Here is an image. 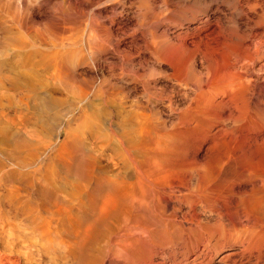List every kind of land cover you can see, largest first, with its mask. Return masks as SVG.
<instances>
[{"label": "rangeland", "instance_id": "1", "mask_svg": "<svg viewBox=\"0 0 264 264\" xmlns=\"http://www.w3.org/2000/svg\"><path fill=\"white\" fill-rule=\"evenodd\" d=\"M135 1L136 0H0V81L2 82H0V117L3 115L0 118V173L2 174V176L0 175V215L5 212L3 214L4 216L6 215L5 218H11L7 219L9 228L12 223L13 226L11 225L10 229L19 237L20 241L23 242L22 246H24L26 243L29 244L30 241L31 245H25L28 247L25 249V251L27 250L26 252L29 253V251L32 250V255L30 254L31 258H29V264H179L181 261L182 263H185L186 259L187 261H191L195 257V255H197L198 250L200 249V244H195V240H197V237L200 234L204 236L207 235L205 237H209V243L211 242L215 245L218 244V246L214 247L217 252V257L212 264H219L218 261L220 259V256L223 257L225 254L227 255L228 253H230V251H233V248H236L235 239L237 238L238 232L237 228L231 225L230 220L236 217L241 212L239 203L242 199H247V201L249 199L250 201H252L253 198L251 197L256 191H258L259 193L262 192V194L264 193V189L261 191L262 187L264 188V183H260L262 176V178L264 179V123L261 122H264V106L259 105L254 107L249 103V107L248 103L246 104L244 101H242V104L240 101L239 103L236 102L235 104H233V106L235 107H233L232 104L231 106L230 104L229 106L227 104H224L223 108L222 106L220 108L214 107L213 110L211 109L206 112L209 115H207L208 119L206 121L208 122V125H210L211 123V128L208 129L209 126L206 127L207 132L206 128H204L206 125H204L203 128H201L202 126H200L199 129H195L193 131H190L188 129V132L185 127V129L183 128L182 115L183 113H186L185 111L187 110L188 106L192 103L193 98L195 99L196 97L195 83L197 79L195 76H197V74L194 75L195 78H192L193 75L190 76L191 78L189 76L188 78L184 77V79H181L182 82L181 80L178 83L170 82L168 79H166V77L168 73L171 74V71L168 72L164 71L163 69L156 68L145 51H143V53L142 50L141 52H135L134 50L126 49L128 43L127 45H122L119 48V52L113 51L111 43L113 41V38L115 39L116 36L113 30L107 31L108 27L110 26V19L115 17L121 10H123L124 13L122 17H127L131 21L129 30L124 35V37L126 36L125 41L129 40V35H135L137 43L140 45V47H144L145 42L149 40L150 35L152 34L156 36V34H159L158 32L164 29L163 27L166 25L165 23H169L170 27H172L171 29L178 27L179 29L185 31L187 27L191 29L193 27L200 26L201 21L205 19L207 15H211L213 16V18H218L220 20L221 26L226 28L223 31L221 37H216V35L212 34L214 27H212L208 31H203L201 29V32H198L199 34L195 33L193 35L194 37L189 36L187 39L183 38L182 40L176 38V36L174 37V35H169L170 38L173 37V43L178 44L177 46L175 44V46L178 47L177 53L175 52L177 48L174 46V54L178 59H184H179L181 61L180 63L183 64V62L187 63V61H196L195 63L196 65H198V69H200V65L204 67V65L211 66V63L213 65H215L214 63L216 62V64H219L218 60H220L222 57L220 55L223 54L222 46L224 52L226 53V59L228 53L229 55L230 53L231 55L233 53L234 56L236 53L235 57H237V54L242 50L241 48L245 47V45L248 47H252L255 40L254 38H252V33L253 35L264 34V24L261 23V25L257 23L255 24L256 26H252L253 24H251L250 26L245 27L244 22L241 21L243 20V17L241 20L239 19V22L236 25L234 24V20L232 21V19H234V13L236 12L235 8L237 6H244V0H137V3ZM141 4L146 5V7L151 11L150 14H156L157 16L153 14V17L156 18H153L151 20V15L149 14V17L147 16L145 20H142L143 23L142 21L136 19L137 15L139 14L138 7ZM118 6H120L122 9ZM262 6V10L264 11V4ZM223 14L225 15L223 16ZM230 14H232L233 16ZM225 17L226 19L230 20H225ZM157 19H159L158 22L160 23H156ZM184 20L186 22L183 23L182 21ZM143 24H145V26ZM157 26H159L160 30H158ZM227 31H229V34L227 33ZM235 33H237V35ZM224 34L225 36H223ZM244 34L247 35V38ZM222 36L225 37L226 41L223 40V42H220L222 41ZM237 36H239V38L243 36L244 40L245 38L246 40L244 41L242 40L243 38H241V42L239 43V45H237V42L239 41ZM203 37L204 40H202ZM228 37H231L232 39ZM228 39H231L234 42L236 41V43H231L230 40L229 45H227V47L224 46L226 45V43H228ZM199 40H202V43L200 42L202 45L198 43ZM191 41L194 44H192ZM197 43L199 44V46H196L198 45ZM221 44L223 45L221 46ZM211 46L213 48L216 47L215 50ZM236 46H242L240 48L241 50H239V47L237 48ZM196 47H198V51H196ZM217 47H220V50ZM225 47L227 48V50H230L227 51ZM235 47L236 50L234 49ZM80 48H82V50ZM97 48H101L103 49V51H101V53L99 54L93 53L92 50H95ZM199 49H202L203 52L201 51L200 53ZM217 49L219 51H222V54H219V51ZM123 50L124 52H122ZM125 50H127V52H125ZM214 51L217 52L214 53ZM205 53L208 55H206ZM244 53H241L243 54V57L245 55ZM141 54H144V56ZM203 55H205L206 57H204ZM190 56L193 60L190 58ZM234 56H230V58L225 61V63L227 62L226 65H233L236 60H242V55L238 54V57L236 59H234ZM92 58H95V64L94 62H92ZM214 58H216V62ZM223 58L225 59V56L220 60V63L222 62V64L224 62ZM212 59L214 61H212ZM229 59L230 61L228 62ZM202 60L204 64H202ZM207 60L210 62V64L209 62H207ZM64 62L65 64H63ZM260 64H262V67L264 68V58L255 66L254 73H261L258 71L259 67H261ZM213 65L211 68H207L211 71L214 70V68L215 70H218L225 64L218 65L221 67H217V65H215L216 67H214ZM71 67L74 68V70ZM257 67L258 69H256ZM157 70L159 72H157ZM256 71H258L259 73ZM151 73H156L158 75L154 74V76L151 77ZM81 78L84 81H82ZM189 79L190 82H187L189 81ZM261 83L262 84L260 85L262 86H260L258 83V86L260 88L258 86L257 88L264 91V82ZM134 100L136 101L135 104ZM51 102L53 104H51ZM240 103L242 104V106L240 105ZM113 105L117 106L115 107ZM238 106H244L245 108L240 107V110L237 108L239 110V112H237L238 110L236 109V107ZM134 107L136 108L134 109ZM229 107H232L233 112ZM246 107H248L250 111ZM252 107H254V109ZM234 108L237 111L234 110ZM216 109H219V111L221 112L217 111L216 113ZM226 109L228 110V112ZM211 112H214V116L211 115ZM218 112L220 113V116L218 115ZM244 112L248 114H243ZM119 113H121V115ZM231 113L233 115H231ZM239 113L243 114V116L246 115L247 117L244 116L242 118ZM260 113L263 114L261 115ZM226 115H228L229 118ZM236 115H238L237 118H233L234 116L236 117ZM16 116L19 118H16ZM230 116H232V118ZM12 118H14V120H12ZM223 118V121L226 120V125H224L225 123L222 121L224 129L222 128L220 130L221 132L219 131L220 133L216 132L215 134V131H217V129H215V127L213 128L214 124H212V122H217L215 123V125H217L218 121L222 120ZM240 118L242 121V125L239 123ZM233 119H235V121L239 119L237 120L238 122L236 121V125L243 127H241V129H239L240 127H238L237 130L235 128L237 126L234 125L235 122H231V120ZM133 122L134 124H137L134 125ZM243 122L246 123V126L243 125ZM142 123L146 125L147 134L149 133L151 135L150 136L148 134L149 140L147 143V146L150 148L146 146L144 151L136 150L133 159H129V157H126L125 154L121 157H119L118 154L115 155V150H118L117 145H119L117 141H122L123 143H121L123 144V146H128L130 144L131 146H133V142L135 143L136 140H139L134 136L140 137V132L137 127ZM249 124L251 127L249 126ZM252 124L253 126L255 125L253 128ZM181 125L182 127H180ZM133 127L136 129H134ZM169 127L171 129H169ZM175 127L177 128V132L172 131L174 129L176 130ZM247 127L250 128L248 132L246 131L248 129ZM255 127H257V129ZM133 129L136 130V132ZM234 129L237 131H235ZM128 130L131 133H128ZM137 130L139 132L138 135ZM154 130L156 131L155 134L153 133ZM159 130L161 133L159 132ZM182 131L185 132V134L183 133L184 135L182 134ZM209 131H211L210 134L214 133L215 136H213V134H209V136L205 134V132L209 133ZM251 131L254 132V134ZM190 132L192 134H190ZM199 132H201L200 135ZM178 133L181 134V138H179L180 136ZM187 133H189L192 138L189 135L186 137ZM104 134L105 136H103ZM246 134L248 135V139L246 138ZM6 135H8V137ZM155 135L158 137V139L157 137H155ZM205 135L208 137H205ZM252 136L255 138H253ZM132 138L136 140H133ZM150 138L153 141H150ZM183 138L185 139V141H182ZM201 139H203V142ZM114 141L116 142L115 144L117 147L114 146ZM149 142H153L154 147L153 144L151 143L150 145ZM161 142L162 145H160ZM182 142L183 144L181 145ZM93 143H95L94 146ZM110 143L112 144L110 145ZM127 143L128 145H126ZM106 144H109L110 146ZM167 144H170L171 147ZM174 144L175 146L177 144V146H173ZM101 146H103V149L101 148ZM46 147L47 149H45ZM173 147H175V149ZM37 149L39 150L37 151ZM151 149L153 152H156L155 154L157 156L160 154L163 156H158V158L154 157L155 154H153ZM3 150L4 152L2 153ZM104 153H109V156L107 154L105 155ZM167 155H169V158H167ZM141 156L143 158V161H141ZM164 157H166L167 162L163 161L165 160ZM112 158L114 159V161L112 160ZM127 158L131 160V162L126 160ZM107 160L111 161L107 162ZM132 161L133 164H131ZM32 162L34 163L32 164ZM129 162L130 165L127 164ZM113 163H115V166L113 165ZM118 165H120L121 167H117ZM123 165L125 167H123ZM138 165H142L143 170L141 169V166L139 167ZM145 165L147 166V168H145ZM3 170L5 171L3 172ZM124 170L125 172H123ZM112 171L114 172V175ZM141 171L145 172V174L142 172L144 177H142L140 173ZM31 172H34L32 176L30 174ZM149 172L153 177L149 175ZM154 172H156L157 175H154ZM9 173L11 176H9ZM21 173H27L29 175H21ZM35 173L36 176H34ZM101 173H103L104 175ZM14 174H18V176H15ZM139 175L141 178L139 177ZM21 176L23 178H27L28 180L25 179L24 181ZM117 176L121 177L117 178ZM124 176L126 178H124L125 181L123 179ZM35 177H39L40 179L38 178L39 180L36 181L37 179ZM143 178L145 179V181ZM31 179H33L34 181ZM102 179L103 181H105L104 183L102 182ZM183 179H187V183L186 181H184L187 185H184ZM60 180L63 183L60 182ZM106 180H108L109 182H106ZM199 180L200 182H202V187L200 188L195 186V184H201L198 182ZM29 181L33 182V184H29ZM146 181H150V183L152 184L148 185L145 183ZM57 182L61 184L59 185ZM113 182L115 183V185L113 184ZM5 183L8 184L6 188L4 187L5 190H2L3 186H5ZM39 183L43 186H41ZM110 184L111 187H114L111 188ZM49 186L53 189H49ZM182 186L184 188H182ZM185 186H187L188 188L190 186V190H188ZM192 186L195 188L191 189L193 188ZM206 186L208 189H206ZM156 187V191H167L170 192L171 195H169V193L167 195V193L165 192H160L161 197L159 196V198H155L156 202L152 203V200L153 202L155 201L153 195L154 192H156L154 190ZM115 188H117L118 190H115ZM170 188L172 189V191ZM182 189L185 190L182 191ZM201 189L203 191H201ZM18 190L22 193L24 191L23 195L25 194V192H27L26 195H29H25L26 197H23L22 193ZM148 190H151V192H149ZM198 190L201 193H204H202V196L207 200L208 204L211 203L210 209L214 210L217 213H219L220 211L223 213H220L223 220L217 218L216 222V218H210V216L206 214L208 212L206 208H200L202 202L199 203L197 200H195L196 197L194 196L196 195L195 193ZM8 191L11 192L8 193ZM117 191L120 193L123 192L125 193V195L124 197H121L122 200L118 199V202L115 201V209L107 212L106 214V211H104V203L113 196L115 197ZM191 191L196 192L192 193ZM147 192L149 193L146 194ZM189 192L191 196L188 195ZM4 193H8L7 196H5ZM19 193H21L22 196H20ZM173 193L176 196H174ZM184 193L185 195L187 194V201L185 200V195H183ZM144 194H146L147 202H139L138 199ZM148 195L151 196V198L148 197ZM2 197H4L5 200ZM169 197H171V199ZM178 197L180 199H178ZM192 197L194 198L192 199ZM25 198L29 200L27 201ZM208 198L211 200V202H209L210 200H208ZM213 198L215 199V203L219 208L213 206L215 205V203H213ZM119 200H121V202H119ZM190 200L193 202H191ZM221 200L223 201L221 202ZM189 201L191 202V204ZM7 202L9 203V206ZM34 203H36V205ZM122 203H125V206ZM197 204L199 205V207L197 206ZM34 205H39L38 207H36V210H40V214L37 213L35 209H32L35 208ZM190 205L193 207H191ZM132 206L133 209L131 210ZM64 207L66 208V210H64ZM89 207L91 212L88 210ZM39 208H41L42 210ZM202 209H206V211L204 212L202 211ZM16 210L18 212H16ZM67 210L68 212L64 213V211ZM43 211H45L46 213H43ZM250 212L246 211L249 217V221L252 222L253 220V223H257L256 225L258 226L260 224L264 225V206L252 209L250 210ZM159 213L161 215H164L163 218ZM49 214L53 217H50ZM35 215L37 218L35 217ZM94 216H97L98 218L96 217L95 219ZM3 217L0 216V219L2 220ZM35 219L39 221H36L37 223H35ZM59 219L60 222H56V220L59 221ZM13 220L14 222H12ZM138 220L150 225L155 224L160 220H163L164 223H166L167 220H170V222L175 224L174 226L176 227L172 226L171 224V226L169 227L166 226L164 231L158 233L157 237H160V239H158V242H161V244L158 245L159 247L154 252V249L152 250L151 248H149L150 244L145 240V237L147 236V234H149V231H151L153 227H149V229H147L148 227L146 228L143 225H139ZM194 221L201 222L199 223L200 226H197ZM218 222L220 223V228L219 225H217L219 224ZM222 222L227 223L226 226L224 225L225 223L222 224ZM30 223L32 224L30 225ZM214 223L216 224V226H214L216 228H213V226L210 227L211 225H215ZM77 224H79L80 226ZM91 224H93V227L91 226ZM222 225H224L225 229ZM43 226L47 227L46 230L49 232L44 235L45 237L41 236V233L38 232L39 230L42 231L43 229H45L42 228ZM13 227H15V229H12ZM16 227L18 230L16 229ZM205 227L206 230L207 228L208 230L209 228H211V231L213 228V232L211 233V231L209 230L208 234V232L205 231ZM63 228H65L66 230H64ZM71 228L73 229L71 230ZM21 230L23 233L21 232ZM88 230L90 232H88ZM170 230H173L172 232H174V234H176L180 238H183L182 240L187 242L188 247L186 250L185 248H181L179 246L178 249V247L174 245L173 252L175 251V254H170L169 251L170 249H172V245L170 244L169 240L167 241V239L169 238V233L171 232ZM200 230H203L205 233L203 231L201 232ZM216 230H220V233ZM66 231L67 233H65ZM215 231L217 233H215ZM76 232H78V234H76ZM189 233H192V235H189ZM36 234L38 238L36 237ZM58 234L60 236H58ZM26 235L27 237H25ZM86 236L89 238H87ZM60 237H62L64 241ZM49 240L52 241V244H50ZM75 240H77V242ZM80 240L85 242H82ZM214 240L219 242H214ZM57 241H59L60 244L57 243ZM43 242H46V244H44ZM40 243L41 245L43 244V247L40 245ZM66 243L68 244L66 245ZM229 243H231L232 245ZM219 244H221L222 246ZM44 245L47 246L44 247ZM81 245L83 246L81 247ZM63 246L64 248H62ZM216 247L220 250H217ZM47 249L49 250V252ZM61 249H63L65 252L63 250L61 251ZM45 250L47 251V254Z\"/></svg>", "mask_w": 264, "mask_h": 264}, {"label": "bare ground", "instance_id": "2", "mask_svg": "<svg viewBox=\"0 0 264 264\" xmlns=\"http://www.w3.org/2000/svg\"><path fill=\"white\" fill-rule=\"evenodd\" d=\"M241 1V0H240ZM76 2V1H75ZM136 3H137V0L135 1ZM134 2V3H135ZM164 3V2H163ZM238 4V3H237ZM243 4H245L244 6H237L236 8H235V13H234V19H232V21L234 20V24L236 25L238 22H239V19L241 20L242 19V17H243V20H241V21H243L244 22V24H245V27H248V26H250L251 24H253L252 26H254L255 24H264V11L262 10V5L264 4V0H244V2H243ZM240 5V4H239ZM121 6V5H120ZM120 6H118V7H120ZM225 6V5H224ZM121 8V7H120ZM139 14L137 15V17H136V19H138V20H140V21H142V20H145V18H147V16L150 14V10L146 7V5H144V4H141L139 7ZM150 8V7H149ZM122 9V8H121ZM154 10V9H153ZM78 12V11H77ZM119 12V11H118ZM212 12H214V11H212ZM81 13V12H80ZM123 10H121L115 17H113L112 19H110V22H109V24H110V26L108 27V29H107V31H109V30H113V32L115 33V36H116V38L114 39L113 38V41H112V43H111V47H113V51H117V52H119L120 51V47L122 46V45H127V43H128V47L126 46V49H130V50H134L135 52H141V50H142V52L143 51H145L146 52V54L150 57V59L152 60V63H153V65L154 66H156V68H159V69H163L164 71H171V74H169L168 73V75H167V77H166V79H168L170 82H174V83H178V82H180V80L181 79H184V77L185 78H188V76L190 77V76H192V78L194 77V75H196L197 74V76H195L196 77V79H197V81H196V83H195V89H196V94H195V99L193 98V101H192V103L188 106V108H187V110L185 111L186 113H183V118H182V123H183V128L185 127L186 129H187V131L189 132V130L191 131H193V130H195V129H199L200 128V126H202L201 128H203V126L204 125H206L204 128H206V127H208V129L209 128H211V123H210V125H208V122L206 121L207 119H208V114L206 113L207 111H209V110H213V108L215 107H221L222 106V108H223V105L224 104H227L228 106H229V104H230V106H231V104H232V106H233V104H235L236 102H240L241 101V103H242V101H244L246 104L248 103H250L251 105H253L254 107L255 106H259V105H263L264 106V91H262V90H260V89H258L257 88V86H258V83H259V85L260 84H262L261 82H264V68L262 67L263 65V63L262 64H260L261 65V67H259V69H258V67L256 68V69H258V71L259 72H261V73H259L258 71H256V72H258L259 74H257V73H254V69H255V66L258 64V63H260L262 60H263V58H264V34H261V35H257V34H254L253 35V33H252V38H254L255 40H254V44L252 45V47H248V46H246L245 45V47L244 48H241V47H237L239 50H241V51H239V53L238 54H240V55H242L241 57H242V60L240 61V60H236L235 61V63L233 64V65H230V64H227L226 65V63H225V61H227V59L228 58H230V56L232 57V56H234L233 55V53H232V55H231V53H230V55H229V53L227 52L228 50H230V49H228L227 50V45H229V43H230V40L233 38V36H232V38L231 37H228V38H231V39H228V43H226V45H224V46H226L225 47V49L227 50L226 52L228 53V56H227V59H226V53L224 52V49H223V44H221V46H222V51H223V54H222V51H219L220 50V47L217 49L218 51H219V54L221 53L222 55H220V56H222V57H224L225 56V59H224V62H223V64H222V62L220 63V60L222 59V57H221V59L220 60H218L219 62V64H216L217 62H216V58H214V60H215V62L216 63H214L215 65H217V67H221V66H218V65H224V66H222L221 68H219L218 70L216 69L215 70V68H214V70H209L207 67H212V63H211V66L209 65V66H206V65H204V67H202L201 65H200V69H198V65H196V61H190V62H188L187 61V63H185V62H183V64H181L180 62V60H184V59H181V58H177L176 57V55L174 54V52H173V50H175L174 48L178 45V44H176V43H173V40H172V38H170L169 37V35H174V37L176 36V38H178V39H180V40H182L183 38H188L189 36L191 37H194L193 35L195 34V33H198L201 29L203 30V31H208V30H210L212 27H214L213 28V32H212V34H214V35H216V37L217 36H220L221 37V35H222V33H223V31L226 29V28H224L223 26H221V23H220V20L218 19V18H213V16H211V15H207L206 16V18L205 19H203L202 21H201V23H200V26H196V27H193V28H188L187 27V29L185 30V31H183L182 29H179L178 27H175V24H174V27L175 28H173V29H171L172 27H170V24L168 23H165V21H164V23L166 24L163 28V30H161L160 32H158L159 34H156V36L155 35H150V37H149V40L147 41V42H145V46L144 47H140V45L137 43V41H136V36L135 35H129L130 37H129V40L128 41H125V37H124V35L126 34V32L129 30V26L131 25V21L126 17V18H124V17H122L123 16ZM221 13V12H220ZM154 14V13H153ZM153 14L151 13L150 15V17H151V20L153 19V18H156V17H153ZM157 14H158V11H157ZM179 14V13H178ZM216 14V13H215ZM154 15H156V14H154ZM168 15V14H167ZM180 15V14H179ZM225 14H223V16H224ZM230 15H232V14H230ZM157 16V15H156ZM174 16V15H173ZM228 16V15H227ZM233 16V15H232ZM231 16V17H232ZM149 17V16H148ZM164 17V16H163ZM230 18V17H229ZM174 19V18H173ZM171 20V19H170ZM224 20V19H223ZM225 20H230V19H226V17H225ZM148 21H150V20H148ZM159 21V19H157V22L156 23H160V22H158ZM240 21V22H241ZM162 22V21H161ZM170 22V21H169ZM183 23L184 22H186L185 20L184 21H182ZM224 22V21H223ZM142 23H143V21H142ZM148 23V22H147ZM150 23V22H149ZM172 23V22H171ZM113 24H114V27H113ZM141 24V23H140ZM261 24V25H262ZM6 25V24H5ZM135 25V24H134ZM144 26H145V24H143ZM173 25V24H172ZM179 25V24H178ZM226 25V24H225ZM228 25V24H227ZM141 26V25H140ZM163 26V25H162ZM243 26V25H242ZM256 26V25H255ZM257 26H259V25H257ZM7 27V26H6ZM20 27V26H19ZM143 27V26H142ZM238 27V26H237ZM157 28H158V30H160L159 29V26H157ZM228 28H230V27H228ZM232 28V27H231ZM249 29H250V27H249ZM50 30V29H49ZM232 30H234V29H232ZM30 31V30H29ZM52 31V30H51ZM106 31V30H105ZM147 31V30H146ZM149 31V30H148ZM250 31V30H249ZM67 32H68V29H67ZM80 32V31H79ZM201 32V31H200ZM234 32V31H233ZM151 33V32H150ZM149 33V34H150ZM225 33V32H224ZM227 33L229 34V31H227ZM238 33V32H237ZM237 33H235L236 35H237ZM248 33H250V32H248ZM247 33V34H248ZM260 33V32H259ZM58 34V33H57ZM77 34V33H76ZM133 34V33H132ZM199 34V33H198ZM203 34V33H202ZM228 34H227V36H228ZM64 35V34H63ZM74 35V34H73ZM88 35V34H87ZM106 35V34H105ZM234 35V34H233ZM239 35V34H238ZM245 36H246V38H247V35L246 34H244ZM243 35V36H244ZM76 36V35H75ZM89 36V35H88ZM90 36H92V35H90ZM145 36V35H144ZM208 36V35H207ZM213 36V35H212ZM223 36H225V34L223 35ZM222 36V41H220V42H223V40H225L226 41V39H225V37H223ZM243 36L241 37V38H243ZM59 37V36H58ZM62 37V36H61ZM98 37V36H97ZM124 37V38H123ZM146 37V36H145ZM198 37V36H197ZM215 37V36H214ZM45 38V37H44ZM90 38V37H89ZM104 38V37H103ZM227 38V37H226ZM235 38H236V36H235ZM237 38L239 39V41L237 42L238 44L237 45H239V43L241 42V38H239V36H237ZM246 38H245V40H246ZM62 39V38H61ZM200 39V38H199ZM202 39V38H201ZM64 40V39H63ZM202 40H204V37H203V39ZM202 40H199V42L198 43H202ZM219 40H220V38H219ZM233 40H235V39H233ZM242 40H244V38L242 39ZM244 40V41H245ZM66 41V40H65ZM81 41H83V40H81ZM184 41H185V39H184ZM194 41V40H193ZM196 41H197V38H196ZM213 41V40H212ZM31 42V41H30ZM60 42V41H59ZM62 42V41H61ZM109 42V41H108ZM126 42V43H125ZM192 42V41H191ZM236 43V41L234 42V41H232L231 40V43ZM249 42V41H248ZM64 43V42H63ZM102 43V42H101ZM110 43V42H109ZM108 43V44H109ZM196 43V42H195ZM197 43V44H198ZM200 43V45H202ZM211 43V42H210ZM225 43V42H224ZM245 43H247V42H245ZM59 44V43H58ZM70 44V43H69ZM175 44H176V46H175ZM185 44V43H184ZM192 44H194L193 42H192ZM93 45V44H92ZM99 45V44H98ZM101 45V44H100ZM210 45V44H209ZM213 45V44H212ZM58 46V45H57ZM175 46V47H174ZM188 46V45H187ZM196 46H199V44L198 45H196ZM204 46H206V45H204ZM215 46V45H214ZM217 46V45H216ZM66 47V46H65ZM180 47V46H179ZM202 47V46H201ZM207 47H209V46H207ZM212 47V46H211ZM236 47L234 48L235 50H236ZM92 48H94V47H92ZM96 48V47H95ZM177 49H176V53H177V50H178V47H176ZM194 48V47H193ZM197 48L198 47H196V51H198L197 50ZM200 48V47H199ZM205 48V47H204ZM213 48V47H212ZM211 48V49H212ZM216 48V47H215ZM215 48H213L214 50H215ZM241 48V49H240ZM81 50H82V48H80ZM183 49H185V48H183ZM203 49V48H202ZM202 49L200 50L199 49V52L201 53V51H202ZM209 49V48H208ZM129 50V51H130ZM64 51V50H63ZM75 51V50H74ZM93 51V53H101V51H103V49H101V48H97V49H95V50H92ZM105 51V50H104ZM212 51V50H211ZM237 51V52H238ZM122 52H124V50L122 51ZM125 52H127V50H125ZM187 52V51H186ZM203 52V51H202ZM217 52V51H216ZM215 51H214V53H216ZM229 52H231V51H229ZM244 53L245 55H244V57H243V54H241V53ZM48 53V52H47ZM103 53V52H102ZM144 53V52H143ZM195 53H198V52H195ZM211 53H213V52H211ZM210 53V54H211ZM137 54H139V53H137ZM145 54V55H146ZM206 54V53H205ZM210 54H209V56H210ZM218 54V53H217ZM218 54V55H219ZM238 54H237V57H238ZM56 55V54H55ZM66 55V54H65ZM141 55H143L144 56V54H141ZM184 55V54H183ZM188 55V54H187ZM199 55H202V54H199ZM206 55H208V54H206ZM212 55V54H211ZM214 55H216V54H214ZM185 56V55H184ZM198 56V55H197ZM204 57H206L205 55H203ZM208 56V57H209ZM213 56V55H212ZM235 56H236V53H235ZM234 56V59H236L237 57H235ZM59 57V56H58ZM65 57V56H64ZM148 57V58H149ZM180 57H181V55H180ZM215 57V56H214ZM44 58V57H43ZM46 58V57H45ZM62 58H63V55H62ZM75 58V57H74ZM183 58V57H182ZM190 58H191V56H190ZM212 58V57H211ZM73 59V58H72ZM80 59V58H79ZM125 59H127V58H125ZM192 59V58H191ZM207 59V58H206ZM205 59V60H206ZM209 59V58H208ZM233 59V60H234ZM61 60V59H60ZM66 60V59H65ZM81 60V59H80ZM83 60V59H82ZM105 60V59H104ZM120 60V59H119ZM193 60V59H192ZM196 60V59H195ZM211 60V59H210ZM213 59H212V61H214ZM95 58H92V62H94V64H95ZM230 61V59L228 60V62ZM232 61V60H231ZM63 62V61H62ZM68 62V61H67ZM202 62V64H204L203 63V60L201 61ZM200 62V63H201ZM207 62H209L208 60H207ZM76 63V62H75ZM63 64H65V62L63 63ZM68 64V63H67ZM78 64V63H77ZM86 64V63H85ZM90 64V63H89ZM198 64V63H197ZM209 64H210V62H209ZM69 65V64H68ZM73 65V64H72ZM105 65V64H104ZM116 65V64H115ZM207 65H208V63H207ZM215 65H213L214 67H216ZM67 66V65H66ZM123 66V65H122ZM78 67V66H77ZM202 67V68H201ZM72 68V67H71ZM262 68V69H261ZM73 70H74V68H72ZM121 69V68H120ZM127 69V68H126ZM150 69H151V67H150ZM143 70V69H142ZM146 70V69H145ZM153 70V69H152ZM152 70H151V72H152ZM122 71V70H121ZM91 72V71H90ZM157 72H159L158 70H157ZM32 73V72H31ZM34 73V72H33ZM72 74V73H71ZM70 74V75H71ZM75 74V73H74ZM147 74H148V72H147ZM153 73H151V77L152 76H154V74L155 75H158V74H156V73H154L153 75H152ZM37 75V74H36ZM62 75V74H61ZM143 75V74H142ZM165 75V74H164ZM79 76V75H78ZM112 76V75H111ZM132 76V75H131ZM198 76H199V78H198ZM35 77H37V76H35ZM119 77V76H118ZM145 77H146V75H145ZM194 77V78H195ZM76 78V77H75ZM141 78V77H140ZM191 78V77H190ZM33 79V78H32ZM36 79V78H35ZM82 79V78H81ZM136 79V78H135ZM196 79H194V80H196ZM60 80V79H59ZM21 81V80H20ZM52 81V80H51ZM68 81V80H67ZM71 81H73V80H71ZM82 81H84L83 79H82ZM88 81V80H87ZM116 81V80H115ZM142 81V80H141ZM261 81V82H260ZM1 82V81H0ZM28 82V81H27ZM40 82V81H39ZM133 82V81H132ZM181 82H182V80H181ZM187 82H190V79H189V81H187ZM2 83V82H1ZM86 83V82H85ZM102 83V82H101ZM74 84V83H73ZM183 84V83H182ZM193 84V83H192ZM86 85H89V84H86ZM85 85V86H86ZM120 85V84H119ZM194 85V84H193ZM260 86H262V85H260ZM44 87V86H43ZM43 87H42V89H43ZM84 87V86H83ZM102 87V86H101ZM112 87V86H111ZM142 87V86H141ZM169 87V86H168ZM259 87V86H258ZM264 87V86H263ZM262 87V88H263ZM34 88V87H33ZM85 88H87V87H85ZM84 88V89H85ZM182 88V87H181ZM260 88V87H259ZM29 89V88H28ZM45 89V88H44ZM72 89H73V87H72ZM89 89H90V87H89ZM106 89V88H105ZM34 90H36V89H34ZM41 90V89H40ZM112 90V89H111ZM153 90V89H152ZM190 90H192V89H190ZM39 91V90H38ZM37 91V92H38ZM42 91V90H41ZM46 91V90H45ZM103 91V90H102ZM106 91V90H105ZM170 91V90H169ZM30 92V91H29ZM104 92V91H103ZM3 93V92H2ZM89 93V92H88ZM111 93V92H110ZM144 93V92H143ZM4 94V93H3ZM115 94V93H114ZM189 94V93H188ZM49 95V94H48ZM86 95V94H85ZM112 95V94H111ZM124 95V94H123ZM80 96V95H79ZM96 96V95H95ZM109 96V95H108ZM116 96H117V94H116ZM48 97V96H47ZM77 97H78V95H77ZM101 97V96H100ZM125 97H127V96H125ZM194 97V96H193ZM97 98V97H96ZM149 98H151V97H149ZM164 98V97H163ZM182 98H183V96H182ZM180 99V98H179ZM82 100V99H81ZM108 100V99H107ZM116 101V100H115ZM120 101H121V98H120ZM123 102V101H122ZM135 100H134V104H135ZM90 103V102H89ZM182 103V102H181ZM240 103V105L242 106V104ZM245 103H244V106H245ZM40 104V103H39ZM51 104H53L52 102H51ZM98 104V103H97ZM130 104V103H129ZM138 104V103H137ZM250 104H249V107H250ZM87 105V104H86ZM90 105V104H89ZM141 105V104H140ZM71 106V105H70ZM88 106V105H87ZM113 106H115V105H113ZM117 106V105H116ZM115 106V107H116ZM228 106H227V109H228ZM240 106V107H241ZM243 106V107H244ZM82 107V106H81ZM86 107V106H85ZM97 107V106H96ZM124 107H125V104H124ZM128 107V106H127ZM142 107V106H141ZM166 107V106H165ZM225 107H226V105H225ZM233 107H235V106H233ZM240 107L238 106V107H236V109L238 108L239 110H240ZM243 107H241V108H243ZM254 107H252L253 109H254ZM98 108V107H97ZM119 108V107H118ZM136 107H134V109H135ZM152 108V107H151ZM167 108H169V107H167ZM173 108V107H172ZM229 108H231V110H232V112H233V109H232V107H229ZM245 108V107H244ZM247 109H248V107H246ZM142 109V108H141ZM144 109V108H143ZM153 109V108H152ZM185 109H186V107H185ZM225 109V108H224ZM226 109V110H227ZM235 108H234V110H236ZM237 109V110H238ZM82 110V109H81ZM122 110H123V107H122ZM132 110H133V108H132ZM156 110V109H155ZM170 110H172V109H170ZM221 110V109H220ZM223 110V109H222ZM236 110V111H237ZM239 110L237 111V112H239ZM249 110V109H248ZM247 110V111H248ZM256 110V109H255ZM85 111V110H84ZM106 111H108V110H106ZM114 111V110H113ZM121 111V110H120ZM183 111V110H182ZM217 111H219V109L217 110L216 109V113H217ZM250 111V110H249ZM248 111V112H249ZM3 112V111H2ZM7 112V111H6ZM88 112V111H87ZM91 112H93V111H91ZM103 112V111H102ZM129 112H131V111H129ZM134 112V111H133ZM138 112V111H137ZM141 112V111H140ZM219 112H221V111H219ZM218 112V113H219ZM227 112H228V110H227ZM229 112H230V110H229ZM84 113H86V112H84ZM89 113V112H88ZM125 113H127V112H125ZM209 113V112H208ZM212 113V114H211ZM210 114L211 115H213V113L214 112H211ZM241 113V112H240ZM239 113V114H240ZM246 112H244L243 114H245ZM255 113V112H254ZM257 113V112H256ZM14 114V113H13ZM12 114V115H13ZM18 114V113H17ZM81 114H83V113H81ZM92 114V113H91ZM91 114H90V116H91ZM120 115H121V113H119ZM131 114V113H130ZM135 114V113H134ZM137 114V113H136ZM140 114V113H139ZM143 114V113H142ZM227 114V113H226ZM237 114V113H236ZM243 114H240L241 116H242V118L244 117V116H246V115H244L243 116ZM246 114H248V113H246ZM261 114V113H260ZM263 114V113H262ZM261 114V115H262ZM77 115H79V114H77ZM98 115V114H97ZM106 115V114H105ZM124 115H126V114H124ZM128 115V114H127ZM208 115V116H207ZM219 116H220V113L218 114ZM222 115V114H221ZM231 115H233L232 113H231ZM235 115V114H234ZM250 115V114H249ZM3 116V115H2ZM1 116V117H2ZM96 116V115H95ZM129 116H131V115H129ZM149 116V115H148ZM181 116V115H180ZM214 116V115H213ZM219 116H218V118H219ZM223 116V115H222ZM225 116V115H224ZM226 116H228V115H226ZM237 116L238 115H236V117L234 116L233 118H237ZM241 116H239V117H241ZM257 116V115H256ZM255 116V117H256ZM0 117V118H1ZM78 117V116H77ZM132 117H133V115H132ZM231 118H232V116H230ZM247 117V116H246ZM249 117V116H248ZM262 117V116H261ZM8 118V117H7ZM16 118H19V117H17L16 116ZM95 118V117H94ZM99 118V117H98ZM131 118V117H130ZM149 118V117H148ZM211 118H212V116H211ZM216 118H217V115H216ZM228 118H229V116H228ZM257 118V117H256ZM178 119V118H177ZM250 119V118H249ZM263 119V118H262ZM4 120V119H3ZM10 120V119H9ZM12 120H14V118H12ZM100 120V119H99ZM110 120V119H109ZM179 120H181V119H179ZM224 120V118L222 119V120H219L218 121V124L217 125H215V123H217V122H215V123H213L212 122V124H214V126H213V128L215 127V129H217V131H215V134H216V132H219L222 128L224 129V127H223V125H222V121ZM237 120H239V119H237ZM236 120V121H237ZM243 120V119H242ZM256 120V119H255ZM104 121V120H103ZM161 121V120H160ZM206 121V122H205ZM226 121V120H225ZM225 121H223L225 124L224 125H226V122ZM228 121V120H227ZM232 121H234L235 122V126H237L236 124V121H235V119H233V120H231V122ZM240 122V124H241V118H240V120H239ZM5 122V121H4ZM9 122V121H8ZM12 122H14V121H12ZM71 122V121H70ZM135 122V121H134ZM134 122H133V124H134ZM158 122V121H157ZM233 122V123H234ZM238 122V121H237ZM247 122V121H246ZM252 122V121H251ZM256 122V121H255ZM262 123H264L263 121H261ZM10 123V122H9ZM68 123V122H67ZM145 123V122H144ZM144 123H142V124H139L138 125V127H137V129L139 130V132H140V137H137V136H134V137H136V138H138L139 140H136V139H133V140H136L135 141V143L133 142V146H131V144L130 145H128V143L126 144V145H128V146H123V142L122 141H117L118 143H119V145H117L118 146V150H115V155H119V157H121L122 155H126V157H129V159L131 158V159H133V156L135 155V152H136V150H143L144 151V149H145V147L147 146V143H148V134H147V128H146V125L144 124ZM151 123H152V121H151ZM150 123V124H151ZM154 123V122H153ZM164 123V122H163ZM207 123V124H206ZM232 123V124H233ZM238 123V124H239ZM261 123V124H262ZM7 124V123H6ZM23 124V123H22ZM91 124V123H90ZM95 124H96V122H95ZM109 124V123H108ZM135 124H137V123H135ZM134 124V125H135ZM155 124H156V122H155ZM8 125V124H7ZM68 125V124H67ZM93 125H94V122H93ZM100 125H101V123H100ZM162 125V124H161ZM178 125V124H177ZM242 125V124H241ZM243 125H245L246 126V123H244L243 122ZM151 126V125H150ZM153 126V125H152ZM168 126V125H167ZM172 126V125H171ZM235 126H233V127H235ZM249 126H250V124H249ZM255 126V125H254ZM253 126V124H252V128L254 127ZM263 126H264V124H263ZM94 127V126H93ZM103 127V126H102ZM129 127V126H128ZM127 127V128H128ZM131 127V126H130ZM180 127H182V125L180 126ZM228 127V126H227ZM230 127V126H229ZM232 127V128H233ZM238 127H240V126H237V127H235L236 129L238 128ZM241 127H243V126H241ZM241 127L239 128V129H241ZM251 127V126H250ZM259 127V126H258ZM9 128V127H8ZM15 128V127H14ZM95 128V127H94ZM98 128V127H97ZM104 128V127H103ZM126 128V129H127ZM134 128V127H133ZM152 128V127H151ZM154 128V127H153ZM176 128V127H175ZM182 128V129H183ZM184 128V129H185ZM248 128V127H247ZM247 128H245V129H247ZM256 129H257V127H255ZM96 129V128H95ZM129 129V128H128ZM134 129H136V128H134ZM133 129V130H134ZM156 129V128H155ZM169 129H171L170 127H169ZM181 129V128H180ZM183 129V130H184ZM189 129V130H188ZM243 129V128H242ZM250 128H248L246 131L248 132V130H249ZM255 129V130H256ZM260 129V128H259ZM4 130V129H3ZM10 130V129H9ZM18 130V129H17ZM99 130V129H98ZM125 130V129H124ZM131 130V129H130ZM132 130V131H133ZM138 130H137V135H138ZM203 130H205V129H203ZM235 130V129H234ZM233 130V131H234ZM238 130V129H237ZM237 130H235V131H237ZM255 130H254V132H255ZM262 130V129H261ZM264 130V129H263ZM90 131V130H89ZM106 131H107V129H106ZM121 131V130H120ZM129 131V130H128ZM135 132H136V130H134ZM153 131V130H152ZM172 131H176L177 132V128H176V130L174 129V130H172ZM185 131V130H184ZM252 131H253V129H252ZM251 131V132H252ZM18 132V131H17ZM65 132V131H64ZM71 132V131H70ZM116 132V131H115ZM119 132V131H118ZM117 132V133H118ZM123 132V131H122ZM121 132V133H122ZM125 132V131H124ZM151 132V131H150ZM155 130H154V134H155ZM159 132H160V130H159ZM164 132V131H163ZM162 132V133H163ZM165 132H166V130H165ZM180 132V131H179ZM206 132H207V128H206ZM205 132V134H207L208 136H209V134H210V132L211 131H209V133H206ZM221 132V131H220ZM219 132V133H220ZM239 132H241V131H239ZM254 132H252L253 134H254ZM258 132V131H257ZM128 133H131L130 131L128 132ZM152 133V132H151ZM161 133V132H160ZM171 133V132H170ZM185 134V132H183L182 131V134ZM200 133L201 132H199V135H200ZM244 133H245V131H244ZM77 134V133H76ZM89 134V133H88ZM111 134V133H110ZM114 134V133H113ZM124 134V133H123ZM122 134V135H123ZM126 134V133H125ZM173 134V133H172ZM179 134V136L181 135L180 133H178ZM183 134V135H184ZM190 134H192L191 132H190ZM213 134V136H215L214 135V133H212ZM212 134H210V135H212ZM251 134V133H250ZM258 134H260V133H258ZM99 135V134H98ZM121 135V134H120ZM119 135V136H120ZM132 135V134H131ZM150 135V134H149ZM157 135H158V133H157ZM189 135V133H187V135H186V137ZM256 135V134H255ZM7 137H8V135H6ZM10 136V135H9ZM91 136V135H90ZM103 136H105V134L103 135ZM127 136V135H126ZM125 136V137H126ZM151 136V135H150ZM176 136V135H175ZM190 136V135H189ZM208 136H206L205 135V137H208ZM247 134H246V138H247ZM1 137V136H0ZM11 137V136H10ZM17 137V136H16ZM115 137V136H114ZM113 137V138H114ZM117 137V136H116ZM122 137V136H121ZM133 137V136H132ZM152 137H153V135H152ZM155 137H157L156 135H155ZM191 137V136H190ZM198 137V136H197ZM205 137H201V138H205ZM212 137V136H211ZM211 137H210V139H211ZM239 137V136H238ZM253 137V136H252ZM14 138V137H13ZM19 138V137H18ZM69 138V137H68ZM113 138H111V139H113ZM179 138H181V136L179 137ZM189 138V137H188ZM192 138V137H191ZM195 138V137H194ZM199 138V137H198ZM215 138V137H214ZM253 138H255V137H253ZM131 139V138H130ZM151 139V138H150ZM157 139H158V137H157ZM207 139V138H206ZM248 139V138H247ZM8 140V139H7ZM81 140V139H80ZM85 140V139H84ZM100 140V139H99ZM102 140V139H101ZM128 140V139H127ZM175 140V139H174ZM180 140H182V139H180ZM187 140V139H186ZM197 140V139H196ZM202 140V142H203V139H201ZM251 140V139H250ZM258 140V139H257ZM87 141V140H86ZM150 141H153L152 139L150 140ZM182 141H185V139L183 138V140ZM199 141V140H198ZM252 141V140H251ZM255 141H256V139H255ZM71 142V141H70ZM98 142H100V141H98ZM122 142V143H121ZM173 142V141H172ZM174 142H176V141H174ZM200 142V141H199ZM6 143V142H5ZM8 143V142H7ZM108 143H109V140H108ZM116 142L114 141V146H116V144H115ZM151 143L153 144V142H149V144L151 145ZM250 143V142H249ZM26 144V143H25ZM63 144H66V143H63ZM86 144V143H85ZM94 144L95 143H93V146H94ZM112 143H110V145H111ZM125 144V143H124ZM171 144H173V143H171ZM183 144V142L181 143V145ZM253 144V143H252ZM1 145V144H0ZM36 145V144H35ZM34 145V146H35ZM44 145V144H43ZM42 145V146H43ZM92 145V144H91ZM106 145H109V144H106ZM109 145V146H110ZM149 145V146H150ZM160 145H162V142L160 143ZM167 145H169L170 146V144H167ZM179 145V144H178ZM180 145V146H181ZM226 145V144H225ZM39 146V145H38ZM65 146V145H64ZM108 146V147H109ZM116 146V147H117ZM131 146V147H130ZM173 146H175V144L173 145ZM176 146H177V144H176ZM175 146V147H176ZM258 146V145H257ZM148 147V146H147ZM153 147H154V144H153ZM152 147V148H153ZM171 147V146H170ZM175 147H173L174 149H175ZM225 147V146H224ZM12 148V147H11ZM33 148H35V147H33ZM38 148V147H37ZM62 148V147H61ZM67 148H69V147H67ZM101 148L103 149V146H101ZM113 148V147H112ZM148 148H150V147H148ZM178 148V147H177ZM12 149H14V148H12ZM32 149V148H31ZM45 149H47V147L45 148ZM52 149V148H51ZM74 149H75V146H74ZM94 149H95V147H94ZM115 149V148H114ZM227 149V148H226ZM236 149V148H235ZM15 150V149H14ZM25 150V149H24ZM36 150V149H35ZM39 149H37V151H38ZM91 150V149H90ZM210 150V149H209ZM218 150V149H217ZM9 151V150H8ZM22 151V150H21ZM41 151V150H40ZM60 151V150H59ZM109 151V150H108ZM149 151V150H148ZM151 151H152V149H151ZM216 151V150H215ZM4 152V150L2 151V153ZM11 152V151H10ZM64 152V151H63ZM153 152V151H152ZM151 152V153H152ZM42 153V152H41ZM88 153H89V151H88ZM146 153V152H145ZM156 152H153V154H155ZM84 154V153H83ZM105 154V153H104ZM103 154V155H104ZM107 154V153H106ZM105 154V155H106ZM109 154V153H108ZM107 154V155H108ZM148 154V153H147ZM187 154V153H186ZM17 155V154H16ZM19 155V154H18ZM43 155V154H42ZM113 155V154H112ZM149 155H151V154H149ZM166 155V154H165ZM164 155V156H165ZM21 156V155H20ZM109 156V155H108ZM114 156V155H113ZM159 157H161V156H163V155H158ZM158 156L155 154V156L154 157H157L158 158ZM169 155H167V158H169L168 157ZM105 157V156H104ZM112 157V156H111ZM111 157H107V158H111ZM125 157V156H124ZM153 157V158H154ZM218 157V156H217ZM10 158V157H9ZM13 158V157H12ZM26 158V157H25ZM37 158V157H36ZM141 158H142V156H141ZM165 158V160H163L164 162L166 161L167 162V160H166V157H164ZM219 158V157H218ZM16 159V158H15ZM30 159V158H29ZM42 159H44V158H42ZM101 159V158H100ZM125 159V158H124ZM128 158L126 159V160H128V161H130L131 162V160H129ZM12 160V159H11ZM23 160H25V159H23ZM33 160V159H32ZM52 160V159H51ZM112 160L114 161V159L112 158ZM137 160V159H136ZM21 161V160H20ZM19 161V162H20ZM28 161V160H27ZM43 161V160H42ZM47 161V160H46ZM55 161V160H54ZM109 160H107V162H108ZM111 161V160H110ZM109 161V162H110ZM139 161V160H138ZM141 161H143V158L141 159ZM145 161V160H144ZM177 161V160H176ZM23 162V161H22ZM40 162V161H39ZM97 162V161H96ZM130 162L129 163H127L128 165H130ZM215 162V161H214ZM34 162H32V164H33ZM145 163V162H144ZM163 163V162H162ZM44 164H46V163H44ZM97 164V163H96ZM115 163H113V165H114ZM131 164H133V161H132V163ZM168 164H169V162H168ZM187 164V163H186ZM191 164V163H190ZM10 165V164H9ZM116 165H117V163H116ZM135 165V164H134ZM214 165V164H213ZM102 166V165H101ZM115 166V165H114ZM120 165H118L117 167H119ZM139 166V165H138ZM141 166V169H142V165H140ZM139 166V167H140ZM146 166V165H145ZM94 167V166H93ZM109 167V166H108ZM116 167V168H117ZM121 167V166H120ZM123 167H125L124 165H123ZM144 167V166H143ZM169 167V166H168ZM181 167V166H180ZM191 167V166H190ZM195 167H196V165H195ZM204 167V166H203ZM203 167H202V169H203ZM113 168H115V167H113ZM127 168H128V166H127ZM145 168H147V166L145 167ZM201 168V167H200ZM245 168V167H244ZM40 169V168H39ZM47 169H49V168H47ZM67 169V168H66ZM106 169V168H105ZM119 169V168H118ZM122 169H125V168H122ZM137 169V168H136ZM149 169H150V167H149ZM172 169V168H171ZM177 169V168H176ZM187 169H188V167H187ZM10 170V169H9ZM110 170V169H109ZM143 170V169H142ZM253 170V169H252ZM5 170H3V172H4ZM12 171V170H11ZM21 171V170H20ZM52 171V170H51ZM94 171V170H93ZM117 171V170H116ZM119 171H122V170H119ZM153 171V170H152ZM7 172V171H6ZM13 172V171H12ZM16 172H17V170H16ZM16 172H14V173H16ZM64 172V171H63ZM110 172V171H109ZM123 172H125V170L123 171ZM142 172L145 174V172L144 171H141L140 173H141V175H142V177H144L143 176V174H142ZM147 172H148V170H147ZM146 172V173H147ZM170 172V171H169ZM186 172H188V171H186ZM34 173V172H33ZM32 172L30 173L31 174V176H32V174H33ZM42 173V172H41ZM45 173V172H44ZM108 173V172H107ZM112 173H113V175H114V172L112 171ZM116 173V172H115ZM121 173V172H120ZM130 173H131V170H130ZM139 173V172H138ZM4 174V173H3ZM6 174V173H5ZM27 174V173H26ZM26 174H23V173H21V175H26ZM38 174V173H37ZM95 174V173H94ZM93 174V175H94ZM101 174H103V173H101ZM148 174V173H147ZM159 174V173H158ZM212 174V173H211ZM0 175L2 176V174L0 173ZM15 175V174H14ZM17 176H18V174H16ZM15 175V176H16ZM27 175H29V174H27ZM26 175V176H27ZM55 175V174H54ZM61 175V174H60ZM92 175V174H91ZM98 175V174H97ZM100 175V174H99ZM104 175V174H103ZM118 175H120V174H118ZM133 175V174H132ZM135 175H136V171H135ZM149 175H150V172H149ZM154 175H157L156 174V172H154ZM231 175V174H230ZM9 176H11L10 175V173H9ZM26 176H24V177H26ZM34 176H36V173H35V175ZM96 176V175H95ZM94 176V177H95ZM123 176V175H122ZM127 176V175H126ZM130 176V175H129ZM150 176H152V174L150 175ZM180 176V175H179ZM40 177H42V176H40ZM115 177V176H114ZM118 177H121V176H117V178ZM128 177V176H127ZM139 177H140V175H139ZM153 177V176H152ZM155 177V176H154ZM183 177V176H182ZM263 177V176H262ZM261 177V180H260V183L261 184H263L264 183V179ZM13 178H14V176H13ZM16 178V177H15ZM21 178H23L22 176H21ZM37 180L36 181H38L40 178L39 177H35ZM39 178V179H38ZM51 178V177H50ZM110 178V177H109ZM125 178V176L123 177V179ZM130 178H132V177H130ZM137 178V177H136ZM141 178V177H140ZM201 178V177H200ZM11 179V178H10ZM24 179V181H25V179H27V178H23ZM58 179V178H57ZM60 179V178H59ZM92 179V178H91ZM115 179V178H114ZM122 179V178H121ZM122 179V180H123ZM126 179V178H125ZM125 179H124V181H125ZM127 179H129V178H127ZM144 179V178H143ZM153 179V178H152ZM180 179V178H179ZM178 179V180H179ZM184 179H185V177H184ZM183 179V183H184V185H187V184H185V182L184 181H186V183H187V179L186 180H184ZM216 179V178H215ZM242 179V178H241ZM15 180V179H14ZM28 180V179H27ZM31 180H33V179H31ZM43 180V179H42ZM52 180H53V178H52ZM55 180V179H54ZM118 180V179H117ZM203 180H204V178H203ZM16 181V180H15ZM34 181V180H33ZM108 180H106V182H107ZM119 181H120V179H119ZM144 181H145V179H144ZM182 181V180H181ZM257 181V180H256ZM17 182V181H16ZM19 182V181H18ZM23 182V181H22ZM60 182H62L61 180H60ZM83 182H85V181H83ZM82 182V183H83ZM102 182L104 183L105 181H103V179H102ZM109 182V181H108ZM150 183V181H146L145 183L146 184H148V185H151L152 183ZM151 182H152V180H151ZM171 182V181H170ZM176 182V181H175ZM199 183H201V184H199V185H196L195 184V186H197V187H202V182H200V180L198 181ZM204 182V181H203ZM30 183H32L33 184V182H31V181H29V184ZM34 183H36V182H34ZM42 183V182H41ZM51 183V182H50ZM58 183V182H57ZM56 183V184H57ZM63 183V182H62ZM100 183V182H99ZM103 183H102V185H103ZM111 183H112V181H111ZM144 183V184H145ZM253 183V182H252ZM8 184V183H7ZM7 184L5 183V186H3V188H2V190L4 189V187L6 188V186H7ZM40 184V183H39ZM59 184V183H58ZM61 184V183H60ZM59 184V185H60ZM105 184H107V183H105ZM113 184L115 185V183L113 182ZM157 184V183H156ZM1 185V184H0ZM3 185H4V183H3ZM24 185V184H23ZM41 185V184H40ZM99 185V184H98ZM116 185H117V181H116ZM159 185V184H158ZM168 185H170V184H168ZM191 185V184H190ZM193 185V184H192ZM14 186V185H13ZM41 186H43V185H41ZM44 186H45V184H44ZM125 186V185H124ZM155 186H157V185H155ZM155 186H153V187H155ZM263 186V185H262ZM27 187V186H26ZM34 187V186H33ZM50 187V186H49ZM88 187V186H87ZM86 187V188H87ZM110 187H111V184H110ZM114 186H112L111 188H113ZM151 187V186H150ZM161 187V186H160ZM172 187V186H171ZM185 187H187V186H185ZM193 187V186H192ZM213 187V186H212ZM7 188H9V187H7ZM12 188V187H11ZM31 188V187H30ZM52 187H50L49 189H51ZM94 188V187H93ZM119 188V187H118ZM179 188V187H178ZM182 188H184L183 186H182ZM195 187H193V188H191V189H194ZM27 189V188H26ZM48 189V188H47ZM53 189V188H52ZM159 189H162V188H159ZM158 189V190H159ZM171 189V188H170ZM187 189L188 190H190V186H189V188L187 187ZM206 189H208L207 188V186H206ZM210 189V188H209ZM264 188L262 187V189H261V191L263 190ZM5 190V189H4ZM8 190V189H7ZM65 190V189H64ZM100 190V189H99ZM115 190H118L117 188H115ZM155 191L157 190V187L154 189ZM185 190V189H184ZM183 189H182V191H184ZM187 190V191H188ZM200 190V189H199ZM194 191V192H192V193H195L196 195H194V194H192V195H194L195 197H196V199L195 200H197L199 203L200 202H202L201 204V206H200V208H206L207 209V215L208 216H210V218H216V222H217V218L218 219H220V220H223L221 217V215H220V213L221 214H223L221 211L219 212V213H217V212H215L214 210H212V209H210V204L211 203H209L208 204V202H207V200L206 199H204V197L202 196V193L200 192V191ZM19 191V190H18ZM45 191V190H44ZM50 191V190H49ZM88 191H89V189H88ZM93 191V190H92ZM98 191V190H97ZM121 191V190H120ZM138 191V190H137ZM149 191V190H148ZM163 191V190H162ZM171 191H172V189H171ZM201 191H203L202 189H201ZM264 191V190H263ZM11 192V191H10ZM9 191H8V193H10ZM19 192H21V191H19ZM42 192H43V189H42ZM46 192V191H45ZM149 192H151V190L149 191ZM149 192H147L146 194H148ZM161 192V191H160ZM160 192H158V191H156V192H154V199L155 198H159V196L161 195L160 194ZM163 192H165V191H163ZM163 192H161V193H163ZM175 192V191H174ZM208 192V191H207ZM206 192V193H207ZM214 192V191H213ZM242 192V191H241ZM8 193H4L5 194V196H7V194ZM22 193V192H21ZM21 193H19L20 194V196H22L23 195V193H24V191H23V193H22V195H21ZM26 193L27 192H25V194L23 195V197H26V196H28V195H26ZM34 193V192H33ZM41 193V192H40ZM47 193V192H46ZM90 193V192H89ZM165 193H167V195H168V193H169V195H171L170 194V192H165ZM164 193V194H165ZM172 193V192H171ZM212 193V192H211ZM243 193V192H242ZM261 193V194H260ZM258 192V191H256V192H254V194L252 195V197L251 198H253L252 199V201H250L249 199H248V201H247V199L246 200H241V202L239 203V207L241 208V212L236 216V217H234L233 219H231L230 220V223H231V225H233V227H235V228H237V232L239 233H237V238L235 239V244H236V248H233V251H230V253H228L227 255L225 254L223 257H221L220 256V259H219V261H218V263L219 264H264V225L262 224H260L259 226L258 225H256L255 224V222L253 223V220H252V222L251 221H249V217H248V215H247V213H246V211H248V212H250V210H252V209H255V208H260V207H263L264 206V193L262 194V192ZM4 194H3V196H4ZM18 194V195H19ZM43 194V193H42ZM91 194V193H90ZM93 194V193H92ZM110 194V193H109ZM146 194H144V195H142L139 199H138V201L139 202H142V203H145V202H147L146 200H147V198H146ZM204 194V193H203ZM26 195V196H25ZM49 195V194H48ZM124 195H125V193H120V192H118L117 191V193L115 194V197L113 196L112 198H110L108 201H106L105 203H104V211H106L105 213L107 214V212H110V211H112V210H114L115 208H114V203H115V201H117L118 199H121V197H124ZM151 195V194H150ZM158 195V196H157ZM166 195V194H165ZM173 195L174 196H176L174 193H173ZM173 195H172V197H173ZM183 195H185V193L183 194ZM187 195V194H186ZM186 195H185V197H186ZM188 195H190L191 196V194H190V192H189V194ZM217 195H218V193H217ZM232 195V194H231ZM1 196V195H0ZM16 196V195H15ZM34 196V195H33ZM107 196H108V194H107ZM111 196V195H110ZM152 196V197H153ZM226 196H228V195H226ZM233 196V195H232ZM41 197V196H40ZM65 197V196H64ZM148 197H150L151 198V196H149L148 195ZM161 197V196H160ZM215 197V196H214ZM1 198V197H0ZM3 199H4V197H2ZM16 198V197H15ZM14 198V199H15ZM30 198V197H29ZM32 198H34V197H32ZM170 199H171V197H169ZM177 198V197H176ZM182 198V197H181ZM187 198L188 197H186L185 198V200L187 201ZM191 198V197H190ZM194 197H192V199H193ZM26 199V198H25ZM49 199V198H48ZM79 199V198H78ZM83 199V198H82ZM174 199V198H173ZM178 199H180L179 197H178ZM214 199V198H213ZM5 200V199H4ZM3 200V201H4ZM27 200V199H26ZM25 200V201H26ZM29 200V199H28ZM27 200V201H28ZM40 200V199H39ZM54 200V199H53ZM111 200V201H110ZM122 200V199H121ZM121 200H119V202H121ZM165 200V199H164ZM177 200V199H176ZM208 200H210L209 198H208ZM220 200V199H219ZM93 201V200H92ZM95 201V200H94ZM161 201V200H160ZM191 201V200H190ZM189 201V202H190ZM213 201V200H212ZM223 200H221V202H222ZM250 201V202H249ZM5 202V201H4ZM13 202H15V201H13ZM24 202V201H23ZM31 202V201H30ZM40 202V201H39ZM62 202H64V201H62ZM89 202H90V200H89ZM118 202V201H117ZM116 202V203H117ZM123 202V201H122ZM156 202V199H155V201L153 202V200H152V203H155ZM163 202V201H162ZM191 202H193V201H191ZM191 202H190V204H191ZM209 202H211V200L209 201ZM8 203V202H7ZM12 203V202H11ZM26 203V202H25ZM56 203V202H55ZM95 203V202H94ZM93 203V204H94ZM194 203H196V202H194ZM213 203H215V199H214V202ZM18 204V203H17ZM19 204H21V203H19ZM35 205H36V203H34ZM81 204V203H80ZM86 204V203H85ZM101 204V203H100ZM122 204H124V206H125V203H122ZM235 204V203H234ZM23 205V204H22ZM34 205V206H35ZM43 205V204H42ZM59 205V204H58ZM82 205V204H81ZM88 205V204H87ZM135 205V204H134ZM196 205V204H195ZM8 206H9V203H8ZM39 205H37V206H35V208H32V209H35L36 210V207H38ZM97 206V205H96ZM116 206V205H115ZM152 206V205H151ZM191 206V205H190ZM197 206L199 207V205L197 204ZM196 206V207H197ZM213 206H216L217 207V205H216V203H215V205H213ZM222 206V205H221ZM30 207V206H29ZM33 207V206H32ZM95 207V206H94ZM191 207H193V206H191ZM195 207V208H196ZM8 208V207H7ZM69 208V207H68ZM127 208V207H126ZM135 208V207H134ZM217 208H219V207H217ZM6 209V208H5ZM4 209V210H5ZM18 209H20V208H18ZM39 209H41V208H39ZM133 209V206L131 207V210ZM192 209V208H191ZM194 209V208H193ZM206 209H202V211H206ZM7 210H9V209H7ZM31 210V209H30ZM42 210V209H41ZM64 210H66V208L64 207ZM69 210V209H68ZM68 210L67 211H64V213L65 212H68ZM90 212H91V210H90V207H89V209H88ZM99 210V209H98ZM126 210V209H125ZM129 210V209H128ZM3 211V210H2ZM37 211V210H36ZM40 211V210H39ZM39 211H37V213H39L40 214V212ZM54 211V210H53ZM58 211H60V210H58ZM78 211V210H77ZM127 211V210H126ZM16 212H18L17 210H16ZM15 212V213H16ZM33 212V211H32ZM45 211H43V213H44ZM48 212H49V209H48ZM95 212V211H94ZM5 213V212H4ZM3 213V214H4ZM46 213V212H45ZM50 213H53V212H50ZM125 213V212H124ZM151 213V212H150ZM251 213V212H250ZM253 213V212H252ZM0 215L1 217H3L4 215ZM14 214V213H13ZM48 214V213H47ZM72 214V213H71ZM158 214V213H157ZM160 214V213H159ZM235 214V213H234ZM233 214V215H234ZM15 215V214H14ZM18 215V214H17ZM59 215H61V214H59ZM156 215V214H155ZM161 215V214H160ZM227 215V214H226ZM6 216V215H5ZM5 216L3 217V219L5 218ZM41 216V215H40ZM49 216H50V214H49ZM162 216V218H163V216L164 215H161ZM35 217H36V215H35ZM50 217H53V216H50ZM97 217V216H96ZM96 217L94 216V218L96 219ZM155 217V216H154ZM226 217V216H225ZM257 217V216H256ZM15 218V217H14ZM37 218V217H36ZM57 218V217H56ZM60 218V217H59ZM67 218V217H66ZM93 218V219H94ZM98 218V217H97ZM111 218V217H110ZM110 218H109V220H110ZM165 218V217H164ZM167 218V217H166ZM206 218H208V217H206ZM229 218H232V217H229ZM2 219V220H3ZM6 219V220H5ZM3 221L0 219V264H29L30 263V260H29V258H31L30 257V254L32 255V250L31 251H29V253L28 252H26L25 251V249L26 248H28L27 246H25L26 244L27 245H31L30 244V241H29V244L28 243H26L24 246H22V244H23V242L22 241H20V239H19V237L16 235V234H14L13 232H12V230L10 229L11 228V225H12V223H11V221H10V223H11V225H10V228H9V224H8V221H7V219H11V218H5ZM186 219V218H185ZM192 219V218H191ZM16 220V219H15ZM21 220V219H20ZM24 220V219H23ZM41 220H42V218H41ZM144 220H145V218H144ZM166 220V219H165ZM194 220V219H193ZM224 220H225V218H224ZM256 220H258V219H256ZM263 220V219H262ZM261 220V221H262ZM7 222V223H5V222ZM36 221H39V220H36L35 219V223H37ZM48 221V220H47ZM50 221V220H49ZM96 221V220H95ZM139 221V220H138ZM151 221V220H150ZM210 221V220H209ZM12 222H14V220L12 221ZM56 222H60V219H59V221H57L56 220ZM107 222V221H106ZM152 222V221H151ZM191 222V221H190ZM195 222V221H194ZM203 222V221H202ZM221 222V221H220ZM257 222H259V221H257ZM264 222V221H263ZM21 223V222H20ZM35 223H33V224H35ZM52 223V222H51ZM62 223V222H61ZM137 223V222H136ZM135 223V224H136ZM196 223V225L197 226H200V224L199 223H201V222H195ZM219 223V222H218ZM223 223H225V222H222V224ZM23 224V223H22ZM32 223H30V225H31ZM57 224V223H56ZM171 224H172V226H174L175 224H173L172 222H170V220H167V222L166 223H164V221L163 220H160V221H157L155 224H145V222L143 223V221H139V225H143V226H145L147 229H149V227H153L152 228V230L151 231H149V234H147V236L145 237L146 239V241L150 244L149 246V248H151L152 250L154 249V252H155V250L159 247L158 245L159 244H161V242L159 243L158 242V239H160V237H157L158 236V233L159 232H162V231H164V229H165V227L166 226H171ZM205 224V223H204ZM204 224H202V225H204ZM215 224V223H214ZM226 224L227 223H225L224 225L226 226ZM18 225V224H17ZM24 225V224H23ZM37 225V224H36ZM50 225V224H49ZM49 225H48V227H49ZM77 225H79V224H77ZM93 224H91V226H92ZM121 225V224H120ZM195 225V226H196ZM217 225H219V228H220V223L219 224H217ZM224 225H222L223 226V228H224ZM13 226V225H12ZM25 226V225H24ZM38 226V225H37ZM52 226H53V224H52ZM72 226V225H71ZM80 226V225H79ZM90 226V225H89ZM179 226V225H178ZM210 226V225H209ZM213 226V228H216V227H214V226H216V224L215 225H211L210 227H212ZM36 227V226H35ZM70 227V226H69ZM93 227V226H92ZM106 227V226H105ZM174 227H176V226H174ZM173 227V228H174ZM194 227V226H193ZM202 227V226H201ZM42 228H45V229H43L42 231L41 230H39V229H37V230H39L38 232H40L41 233V236H44L45 234H47V233H49L46 229H47V227H42ZM84 228H85V226H84ZM197 228H199V227H197ZM204 228V227H203ZM213 228H212V231L210 230L211 228H209V230L211 231V233L213 232ZM218 228V227H217ZM12 229H15V227H13ZM16 229H17V227H16ZM33 229H34V226H33ZM32 229V230H33ZM51 229V228H50ZM64 230H66L65 228H63ZM62 229V230H63ZM73 228H71V230H72ZM77 229H78V227H77ZM170 229V228H169ZM225 229V228H224ZM234 229V228H233ZM11 230V231H10ZM18 230V229H17ZM63 230V231H64ZM189 230V229H188ZM208 230V228H207V230H206V227H205V231L206 232H208L209 231ZM221 230H222V228H221ZM55 231H57V230H55ZM84 231V230H83ZM171 232L169 233V238L167 239V241L169 240V242H170V244L172 245L171 246V248L172 249H170V254H173L174 252H173V246L175 245L176 247H181V248H185V250L187 249V247H188V245H187V242H185V241H183L182 239L183 238H180L179 236H177L176 234H174V232H172L173 230H170ZM184 231V230H183ZM182 231V232H183ZM201 231V230H200ZM203 231V230H202ZM201 231V232H202ZM217 231V230H216ZM215 231V233H217L218 231H219V233H220V230H218L217 232ZM230 231V230H229ZM234 231H236V230H234ZM21 232H22V230H21ZM50 232H52V231H50ZM88 232H90L89 230H88ZM87 232V233H88ZM189 232V231H188ZM204 232V231H203ZM228 232V231H227ZM231 232H232V230H231ZM19 233V232H18ZM23 233V232H22ZM37 233V232H36ZM64 233V232H63ZM65 233H67V231L65 232ZM64 233V234H65ZM86 233V232H85ZM205 233V232H204ZM203 233V234H204ZM210 233V234H211ZM218 233V234H219ZM71 234V233H70ZM76 234H78V232H76ZM75 234V235H76ZM208 234H209V232H208ZM35 235V234H34ZM40 235V234H39ZM49 235V234H48ZM54 235H56V234H54ZM189 235H192V233L190 234L189 233ZM220 235V234H219ZM223 235H224V233H223ZM225 235H226V232H225ZM228 235H229V233H228ZM58 236H60L59 234H58ZM77 236V235H76ZM88 236V235H87ZM86 236V237H87ZM205 236H207V235H205ZM204 235H202V234H200L198 237H197V240H195L196 242H195V244H200V249L198 250V253H197V255H195V257L191 260V261H187V259H186V262H185V260H184V262L185 263H182V261L179 263V264H212L213 263V261L215 260V258L217 257V252H216V249L214 248L215 246H218V244H214V243H209V240L210 239H208L207 237H205ZM21 237V236H20ZM24 237V236H23ZM25 237H27V235L25 236ZM36 237H37V234H36ZM45 237V236H44ZM84 237H85V235H84ZM187 237V236H186ZM33 238V237H32ZM38 238V237H37ZM47 238V237H46ZM60 238H62V237H60ZM83 238V237H82ZM87 238H89V237H87ZM157 238V239H156ZM185 238V237H184ZM210 238H211V235H210ZM49 239H50V236H49ZM52 239V238H51ZM187 239V238H186ZM222 239V238H221ZM54 240V239H53ZM62 240L64 241V239L62 238ZM67 240V239H66ZM83 240H86V239H83ZM219 240V239H218ZM224 240V239H223ZM222 240V241H223ZM33 241V240H32ZM44 241V240H43ZM60 241V240H59ZM59 241H57V243H59L60 244V242ZM63 241H61V242H63ZM76 242H77V240H75ZM80 241H82V240H80ZM96 241V240H95ZM160 241H162V240H160ZM189 241V240H188ZM213 241V240H212ZM216 240H214V242H215ZM225 241V240H224ZM223 241V242H224ZM37 242V241H36ZM41 242V241H40ZM49 242H50V244H52L51 242L52 241H50L49 240ZM48 242V243H49ZM69 242V241H68ZM76 242H74V243H76ZM82 242H85V241H82ZM81 242V243H82ZM97 242V241H96ZM166 242V241H165ZM217 243L219 242V241H216ZM222 242V243H223ZM231 242V241H230ZM33 243V242H32ZM44 244H46V242H43ZM167 243V242H166ZM221 243V242H220ZM232 243V242H231ZM231 243H229V244H231ZM63 244V243H62ZM68 243H66V245H67ZM96 244V243H95ZM169 244V243H168ZM226 244V243H225ZM40 245H41V243H40ZM54 245V244H53ZM219 245H221V244H219ZM232 245V244H231ZM42 247H43V244L41 245ZM47 246V245H46ZM45 245H44V247H46ZM49 246V245H48ZM64 246H65V244H64ZM64 246L62 247V248H64ZM69 246V245H68ZM83 245H81V247H82ZM163 246V245H162ZM190 246H193V245H190ZM222 246V245H221ZM30 247V246H29ZM32 247V246H31ZM79 247H80V245H79ZM179 247H178V249H179ZM220 247V246H219ZM49 248V247H48ZM53 248H54V246H53ZM56 248V247H55ZM66 248V247H65ZM68 248V247H67ZM166 248V247H165ZM169 248V247H168ZM217 248V247H216ZM221 248V247H220ZM223 248V247H222ZM29 249H31V248H29ZM88 249V248H87ZM150 249V250H151ZM48 250V249H47ZM55 250V249H54ZM63 249H61V251H62ZM94 250V249H93ZM107 250V249H106ZM151 250V251H152ZM163 250V249H162ZM217 250H220L219 248H217ZM222 250V249H221ZM42 251V250H41ZM46 251V250H45ZM60 251V250H59ZM64 251V250H63ZM31 252V253H30ZM48 252H49V250H48ZM65 252V251H64ZM178 252V251H177ZM151 253V252H150ZM46 254H47V251H46ZM52 254V253H51ZM169 254V253H168ZM175 254V253H174ZM154 255V254H153ZM170 256V255H169ZM175 256V255H174ZM48 257V256H47ZM172 257V256H171ZM35 259H37V258H35ZM173 259V258H172ZM171 259V260H172ZM27 260H29V261H27ZM34 260V259H33ZM183 260V259H182ZM245 261V262H244ZM33 262V261H32ZM174 262V261H173ZM38 263V262H37ZM52 263V262H51ZM139 263V262H138ZM40 264V263H39Z\"/></svg>", "mask_w": 264, "mask_h": 264}]
</instances>
